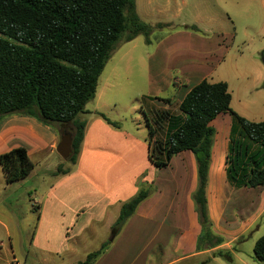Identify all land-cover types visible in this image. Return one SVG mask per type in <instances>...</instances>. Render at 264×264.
<instances>
[{"label": "rangeland", "instance_id": "374dc122", "mask_svg": "<svg viewBox=\"0 0 264 264\" xmlns=\"http://www.w3.org/2000/svg\"><path fill=\"white\" fill-rule=\"evenodd\" d=\"M136 5L144 16H141L142 21L153 27L149 43L140 35L133 42L122 39L116 44L100 76L96 97L88 103L85 113L89 119L101 120L104 119L99 113L104 114L129 135L135 146L134 162L127 170L132 174L137 168L143 176L137 180L136 193L130 185L128 198L145 190L140 184L144 178L162 186L175 181L178 160L173 166L156 169L150 164L142 144L149 139L148 122L154 131L153 141L166 142L167 122L159 125V115L179 114L182 98L199 82L227 83L232 96L231 109L251 122L264 121V0H136ZM155 23L162 24L154 26ZM206 37H214L221 45L219 62L191 79L174 70L171 57L176 51L191 44L192 39L199 41ZM97 111L98 116H94ZM231 122L229 114L217 119L214 125L219 134L214 137L217 143L225 138L220 128H226ZM50 127L60 138L59 143V129L62 134L74 131L71 123ZM48 137V141L53 140L52 135ZM15 140L28 144L20 135L12 138ZM31 159L35 168L30 176L12 184L7 183L0 167V264L16 261L18 264H79L110 241L115 226L107 222V217L100 222L94 215L89 231L73 236V241L60 239L53 231V222L62 206L60 199L49 202L48 192L60 176H65L57 173L60 166L72 173L77 165L64 160L57 146H48ZM190 180L189 174L187 184ZM259 191L256 226L246 229L233 242L224 240L210 257L200 256L182 264H264L254 258L255 244L264 236V210L260 212L264 206V187ZM90 200L88 197L77 199L74 207ZM238 208L236 204L232 209L233 216ZM108 213L110 220L117 215L114 207H110ZM45 236L57 240L49 242ZM191 247L188 242L183 249Z\"/></svg>", "mask_w": 264, "mask_h": 264}, {"label": "trees", "instance_id": "16d2710c", "mask_svg": "<svg viewBox=\"0 0 264 264\" xmlns=\"http://www.w3.org/2000/svg\"><path fill=\"white\" fill-rule=\"evenodd\" d=\"M196 29V27H193ZM152 27L136 11V0H0V122L11 115L35 118L46 126L72 124L73 154L77 164L85 137L86 121L80 116L96 97L98 82L116 44L144 35L149 43ZM14 41L15 43H13ZM264 89V83L262 85ZM227 83L195 85L179 105V114L159 115L167 122V139L153 141L148 122V160L157 169L170 166L174 156L190 151L197 161L198 189L194 200L206 227L203 248L223 244L210 227L207 211L208 171L214 146L211 123L220 114L232 118L226 178L234 189L264 187V121L251 122L231 109ZM99 115L119 128L104 114ZM8 184L30 176L35 164L24 147L0 155ZM58 174L70 170L58 168ZM149 196L141 190L124 203L114 224L119 232ZM109 242L79 264H94ZM254 258L264 262V236L255 244Z\"/></svg>", "mask_w": 264, "mask_h": 264}, {"label": "crops", "instance_id": "0c3cea01", "mask_svg": "<svg viewBox=\"0 0 264 264\" xmlns=\"http://www.w3.org/2000/svg\"><path fill=\"white\" fill-rule=\"evenodd\" d=\"M136 11L140 19L144 17L137 9V5ZM160 24L162 23H155L154 26ZM185 46L176 51L171 57V62L175 63L174 70H179L190 79L198 76L201 71L210 70L211 65L219 62L217 57L221 45L214 37L200 38L199 41L192 39V43ZM175 48L176 46L173 50ZM97 113L98 111L94 116H98ZM82 115L81 119L86 121L87 125L77 168L68 175L60 176L58 182L52 185L48 192L49 202L54 203L53 199L57 201L60 199L62 207L58 209L57 219L53 222L55 226L53 231L60 239L66 241H73L71 240L73 236L79 237V234L89 231L88 226L92 225L94 215L99 217L100 222L107 217V222L110 221V225H114L122 205L133 198L126 195L130 185L133 186L131 190L136 193L137 180L143 176L137 168L132 174L127 170L135 157V146L129 135L104 120L91 119L92 117L89 119L86 117L87 114ZM222 115L226 114H220L217 119ZM217 119L211 123L213 127ZM230 127L228 124L226 128L225 126L220 128L225 137L222 143H217L214 139L206 196L211 231L223 241L228 239L229 242H233L243 235L246 229L256 226L260 209L259 190L262 187L234 189L228 183L226 155ZM58 133L61 137L60 129ZM17 135L26 139L28 144L18 140L12 141ZM49 135H52L53 140L48 141ZM215 135H219L217 131ZM59 139L50 126L43 125L29 116L14 114L4 118L0 123V155L24 147L31 159L33 155L44 152L48 146H58ZM147 140L145 139L142 145L145 152L147 150L148 158ZM175 160H178V171L175 174V181L170 182L168 186L159 185L152 179H142L140 184L145 190H149L148 198L140 204L114 241H109L106 251L94 264H182L196 257H210L217 249L203 248L206 227L200 221L194 200L198 189L196 157L190 151L182 152L172 158L170 166L174 165ZM189 174L191 180L187 184L186 178ZM88 177L90 182L86 179ZM84 197H88L89 200L91 197V200L74 207L73 202ZM236 204L239 208L233 216L231 212ZM110 207L115 208L117 214L115 222L114 219L110 220L108 213ZM263 210L264 206L260 212ZM45 240L52 242L57 239L45 236ZM188 242H191L192 247L184 250L183 247ZM215 257L213 259L216 260Z\"/></svg>", "mask_w": 264, "mask_h": 264}, {"label": "water", "instance_id": "95a60500", "mask_svg": "<svg viewBox=\"0 0 264 264\" xmlns=\"http://www.w3.org/2000/svg\"><path fill=\"white\" fill-rule=\"evenodd\" d=\"M262 60L264 63V52L262 54ZM57 151L64 160L66 161L69 160V158L73 154V136L71 134L69 133L62 134L60 143L57 146ZM117 234L118 231L115 230V232L112 235V238L110 239V242L114 241Z\"/></svg>", "mask_w": 264, "mask_h": 264}]
</instances>
